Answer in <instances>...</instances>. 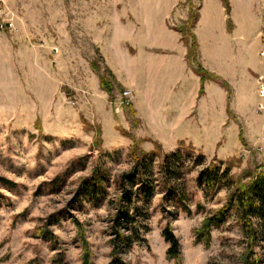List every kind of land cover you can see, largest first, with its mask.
<instances>
[{
	"label": "rangeland",
	"instance_id": "rangeland-1",
	"mask_svg": "<svg viewBox=\"0 0 264 264\" xmlns=\"http://www.w3.org/2000/svg\"><path fill=\"white\" fill-rule=\"evenodd\" d=\"M218 1L223 11L214 0H0V264H82V241L91 264H110L119 181L142 156L150 202L139 178L128 190L145 243L123 262L175 264L169 227L182 264H241L233 215L196 243L229 198L197 176L215 163L242 183L264 167V0H228L229 13ZM97 176L92 203L84 186ZM256 253L264 264V244Z\"/></svg>",
	"mask_w": 264,
	"mask_h": 264
},
{
	"label": "trees",
	"instance_id": "trees-1",
	"mask_svg": "<svg viewBox=\"0 0 264 264\" xmlns=\"http://www.w3.org/2000/svg\"><path fill=\"white\" fill-rule=\"evenodd\" d=\"M226 11L229 13L230 7L228 0H222ZM182 40L185 41L186 37L183 32ZM192 47L197 48L194 36L192 35ZM192 51L189 54L192 55ZM188 54V55H189ZM196 73L201 77V81L207 80L208 75L205 70L199 66ZM102 79V88L111 95L113 89L105 83ZM203 91L202 89L200 90ZM176 163H179V156H173ZM146 158L145 156L136 157L134 168L129 175H123V179L119 181L121 187V196L119 198L118 211L112 221L110 228L111 240V258L110 264H125L121 256L125 251L129 250L133 245H142L145 243L143 232L146 227L143 224L144 212L137 206V203L142 199L146 203L150 202L153 195L150 183L145 174ZM169 158L166 159L163 165V172L168 174ZM249 180L244 182H237L230 176V168L225 167L221 170L215 163L209 164L197 176L198 185L204 187L209 192L216 193L219 189H228L229 198L226 204L219 210L214 211L211 216L206 218L200 229L196 232V243H203L206 247L211 242V230L215 227H221L226 220L233 215L237 225L240 227L243 243L245 244L244 254L241 257V264H261L260 258L256 257V249L261 244H264V167L258 168L254 173H246ZM141 180L143 186L139 190L141 199L134 193L128 190V187L133 186L137 179ZM103 180L98 176L92 181L85 184V189L88 193L90 201L96 203L98 197L104 193ZM164 188L169 187L167 179L162 181L161 184ZM169 192H172L171 189ZM179 200L183 201L182 197L178 195ZM139 200V201H138ZM75 225L81 227L75 221ZM43 238L52 240V235L47 232H40ZM162 236L166 243L169 244L167 251V259L172 260L175 264H182V255L178 239L175 237L171 229L166 228ZM84 253L82 255V264H91V255L85 241ZM55 264H62L56 261Z\"/></svg>",
	"mask_w": 264,
	"mask_h": 264
},
{
	"label": "built area",
	"instance_id": "built-area-1",
	"mask_svg": "<svg viewBox=\"0 0 264 264\" xmlns=\"http://www.w3.org/2000/svg\"><path fill=\"white\" fill-rule=\"evenodd\" d=\"M262 32H261V40H262V50L260 52V57L264 61V21H263V26H262ZM258 86H259V95L260 98L264 99V78H259L258 79ZM130 93H126L125 95H129ZM262 110L264 109V106L261 105Z\"/></svg>",
	"mask_w": 264,
	"mask_h": 264
},
{
	"label": "crops",
	"instance_id": "crops-1",
	"mask_svg": "<svg viewBox=\"0 0 264 264\" xmlns=\"http://www.w3.org/2000/svg\"><path fill=\"white\" fill-rule=\"evenodd\" d=\"M215 2H217L218 4H219V6H220V8H221V10L223 11V8H222V5H221V2H219L218 0H214ZM202 18H203V16H202ZM201 18V19H202ZM203 21V20H202ZM223 22H224V25L226 24V22H225V19L223 18ZM200 25H201V20L199 21V27H200ZM260 44V43H259ZM261 49H262V47L259 49V52L261 51ZM234 68H235V66H234ZM197 80H198V78H197ZM196 85V84H195ZM211 86H214V85H211Z\"/></svg>",
	"mask_w": 264,
	"mask_h": 264
}]
</instances>
